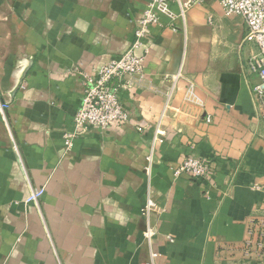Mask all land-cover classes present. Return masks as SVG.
I'll list each match as a JSON object with an SVG mask.
<instances>
[{
	"label": "crops",
	"instance_id": "0c3cea01",
	"mask_svg": "<svg viewBox=\"0 0 264 264\" xmlns=\"http://www.w3.org/2000/svg\"><path fill=\"white\" fill-rule=\"evenodd\" d=\"M147 4L0 0V264H246L264 223V123L244 75L257 46L220 0L184 19L160 7L144 73L120 93L127 123L66 147L84 76L130 49ZM185 158L214 175L176 177Z\"/></svg>",
	"mask_w": 264,
	"mask_h": 264
},
{
	"label": "built area",
	"instance_id": "2783aa9c",
	"mask_svg": "<svg viewBox=\"0 0 264 264\" xmlns=\"http://www.w3.org/2000/svg\"><path fill=\"white\" fill-rule=\"evenodd\" d=\"M175 1L180 5L182 19H184L187 10L199 2V0H190L186 3H182L180 0H148L143 16L137 21L135 41L130 49L119 58L108 61L91 75L84 76L83 98L73 119L74 130L65 135V144L68 150L76 138L85 135L89 130L105 131L110 128H120L127 123L129 117L120 93L122 90H128L132 80L136 77H142L145 53L141 55L140 52L145 47L148 31L152 27L160 25L158 13L160 7ZM220 4L225 16H238L244 20L245 41L257 46V53L244 63V75L250 86L258 118L264 123V0H220ZM172 29L177 30L173 26ZM114 81L121 82V86L113 88ZM8 108L9 105L0 103L2 115ZM208 122H211L210 119ZM139 131L142 132V129ZM163 137L164 135L158 132L155 142L162 143ZM212 166L209 160L185 158L175 169V176L185 175L193 180H209L214 175ZM44 193V189L33 191L27 203L37 204ZM154 207V203L150 201L145 213ZM260 226L259 228L256 226L255 220L251 222L242 248L244 261L264 264V223H261ZM152 237V230L148 228L145 238L150 242ZM152 256L155 258L157 255L153 254Z\"/></svg>",
	"mask_w": 264,
	"mask_h": 264
},
{
	"label": "rangeland",
	"instance_id": "374dc122",
	"mask_svg": "<svg viewBox=\"0 0 264 264\" xmlns=\"http://www.w3.org/2000/svg\"><path fill=\"white\" fill-rule=\"evenodd\" d=\"M247 261H245V263H246ZM246 264H258V263H254V262H247Z\"/></svg>",
	"mask_w": 264,
	"mask_h": 264
}]
</instances>
